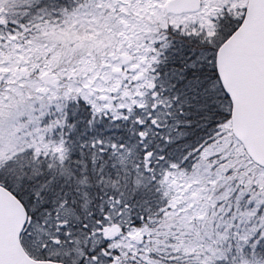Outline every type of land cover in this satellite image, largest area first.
Wrapping results in <instances>:
<instances>
[{
  "label": "snow or ice",
  "instance_id": "6c2138e0",
  "mask_svg": "<svg viewBox=\"0 0 264 264\" xmlns=\"http://www.w3.org/2000/svg\"><path fill=\"white\" fill-rule=\"evenodd\" d=\"M0 264H264V0H0Z\"/></svg>",
  "mask_w": 264,
  "mask_h": 264
}]
</instances>
